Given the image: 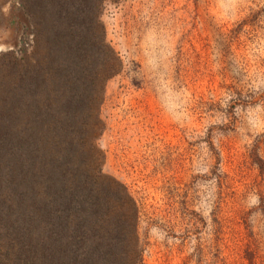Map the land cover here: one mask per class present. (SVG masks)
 Returning a JSON list of instances; mask_svg holds the SVG:
<instances>
[{
    "label": "rangeland",
    "instance_id": "374dc122",
    "mask_svg": "<svg viewBox=\"0 0 264 264\" xmlns=\"http://www.w3.org/2000/svg\"><path fill=\"white\" fill-rule=\"evenodd\" d=\"M74 188L134 264H264V0H0L3 215Z\"/></svg>",
    "mask_w": 264,
    "mask_h": 264
},
{
    "label": "trees",
    "instance_id": "16d2710c",
    "mask_svg": "<svg viewBox=\"0 0 264 264\" xmlns=\"http://www.w3.org/2000/svg\"><path fill=\"white\" fill-rule=\"evenodd\" d=\"M101 201L74 188L50 202L22 201L13 219L0 206V264H134L130 257L139 239H127L124 222L93 224Z\"/></svg>",
    "mask_w": 264,
    "mask_h": 264
}]
</instances>
